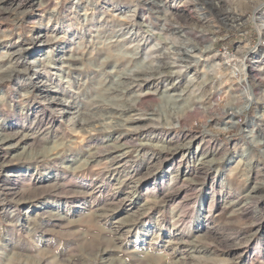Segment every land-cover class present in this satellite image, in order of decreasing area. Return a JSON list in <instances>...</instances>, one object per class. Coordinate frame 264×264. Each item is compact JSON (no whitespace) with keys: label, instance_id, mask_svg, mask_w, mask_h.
<instances>
[{"label":"rangeland","instance_id":"obj_1","mask_svg":"<svg viewBox=\"0 0 264 264\" xmlns=\"http://www.w3.org/2000/svg\"><path fill=\"white\" fill-rule=\"evenodd\" d=\"M249 45L264 0H0V264H264V85L215 69Z\"/></svg>","mask_w":264,"mask_h":264},{"label":"bare ground","instance_id":"obj_2","mask_svg":"<svg viewBox=\"0 0 264 264\" xmlns=\"http://www.w3.org/2000/svg\"><path fill=\"white\" fill-rule=\"evenodd\" d=\"M215 39V38H214ZM207 49H209V51H212V49H211V45L210 46H208V48ZM186 55H187V57H189V58H191V59H194V58H196V59H198V58H200L201 56L199 55H197V54H195V52L194 51H187V53H186ZM218 55V54H217ZM219 56V55H218ZM251 60H252V58H251ZM198 61H200V59L198 60ZM219 62H221V60H219ZM257 62H261L262 64H264V59H260L259 61H257ZM248 64H249V62H248ZM246 65V67H245V70H244V72H243V76H242V78L240 79V81H241V83L242 84H244V87H246V89L248 90V92H247V99H246V106H244V108H248L249 106H250V104L252 103V102H254L255 100H256V98L260 95V94H258L257 92H256V87H261V85H264V67H262L261 66V64H260V70H259V72L258 73H256V74H254V76H253V78H248L247 76H249V68H248V66L249 65ZM228 64H227V62H225V63H216L215 64V69H217V71L219 70V69H221V68H223V69H229V67L227 66ZM173 65L171 64V67H172ZM168 67V69L169 68H171L170 66H167ZM169 71V70H168ZM165 72V71H164ZM169 72H171L173 75L172 76H174V72L173 71H169ZM157 73V72H156ZM159 73V72H158ZM155 74V73H154ZM156 75V74H155ZM161 76H162V74H160ZM163 75H165V74H163ZM170 75V74H169ZM139 76H141V75H139ZM159 76V75H158ZM155 78H156V76H155ZM169 78V77H168ZM142 80H147V79H142ZM255 80V81H254ZM140 81V80H139ZM166 81V80H165ZM157 82V81H156ZM256 82V83H255ZM149 84H151V83H149ZM201 83H198V85H197V87H199V85H200ZM142 86V85H141ZM150 90H149V92L147 91V93H149L150 95L151 94H155V93H157L156 91H157V86H156V89H154V90H152L153 88H154V85H152V86H149L148 87ZM259 89V88H258ZM152 90V91H151ZM176 90H177V86L175 85V83H174V85L172 84V87L171 88H167V90H165V91H163L164 93V97L166 98V99H168V100H173V101H177V98H178V96H179V94H176L175 92H176ZM245 90V89H244ZM139 91H140V89H139ZM171 91H174L173 93L171 92ZM141 92L142 91H140L139 92V94H141ZM159 92V91H158ZM261 92V91H260ZM263 93H264V87H263V91H262ZM145 93V92H144ZM158 94V93H157ZM221 93L218 91L217 93H215L214 94V96L216 97L217 95H220ZM146 95V94H145ZM182 95V94H181ZM141 96V95H140ZM213 96V98H215ZM180 97V96H179ZM140 98V97H139ZM55 99V98H54ZM179 99V98H178ZM172 101V102H173ZM204 102L205 100H200V102ZM54 102L58 105V100H54ZM70 102V101H69ZM206 102V101H205ZM66 103L67 102H65V105H66ZM51 104V103H50ZM60 104V103H59ZM62 105V104H61ZM208 107H210V106H208ZM63 108H65V107H63ZM62 108V109H63ZM188 108V107H187ZM194 108H190L189 107V110L187 109V111H192ZM66 111V110H65ZM136 111V109H133L132 110V112H135ZM64 112V111H63ZM134 116L135 115H138V114H133ZM229 117L232 119V120H234L235 119V117L238 115L237 114V111H232V112H229ZM93 116V115H92ZM94 116H95V114H94ZM259 116H260V114H259ZM261 117V116H260ZM263 117V116H262ZM151 119H153V118H151ZM100 120V119H99ZM259 120V119H258ZM96 122H98V119L96 118V117H88V118H84V117H81V116H78V117H76L73 121H72V123L74 124V125H78V126H81V127H84V126H89V125H93V124H95ZM259 122V121H258ZM139 123H141V120L140 119H138V118H133L132 120H131V124L135 127H137L138 128V124ZM251 125H253V126H256V124L254 123V122H252L251 123ZM252 127V126H251ZM250 127V128H251ZM249 128V127H248ZM250 134L252 135L251 137H252V139L254 140H258V141H263L264 142V132L263 133H256V131L254 132V128H252L251 130H250ZM18 135H13V136H7L6 138H3V140H5V139H14V138H16ZM1 139V138H0ZM21 139V138H20ZM193 139V137L191 138V140ZM21 141V140H20ZM206 154H208V153H214V152H216L217 151V149H215V147L213 146V147H211L210 148V142H208V144H207V146L205 147V148H203L202 149ZM205 153H203V154H205ZM122 156H124V153H122L121 155H113V156H111V159L110 160H112V161H115V160H118V159H121V157ZM94 157H97L96 155L94 156ZM125 169V163H119L118 165H116L114 168H113V172H115V173H119V172H121L122 170H124ZM119 228H121V227H119ZM208 230H209V227L208 226H205V227H203V229H202V231L203 232H208ZM213 252V251H212ZM240 253V252H239ZM204 256L205 255H191L190 257V259H191V261L190 262H187L186 264H230V260L228 259V258H226V259H210V260H208V259H205L204 258ZM208 256V255H207ZM206 257V256H205ZM240 257V256H239ZM41 263H43V260H41V259H39L38 260V264H41Z\"/></svg>","mask_w":264,"mask_h":264},{"label":"built area","instance_id":"obj_3","mask_svg":"<svg viewBox=\"0 0 264 264\" xmlns=\"http://www.w3.org/2000/svg\"><path fill=\"white\" fill-rule=\"evenodd\" d=\"M264 48L262 45H257L256 47H249L244 46L241 49H236L234 51H228V50H219L218 55L221 57V62L225 63L227 62V66L229 67L230 75L235 80V83L238 84V90L244 91V86L241 83L240 79L243 76V72L245 70L246 65L251 60L252 57H254L259 50ZM251 63V62H249ZM246 71V70H245ZM231 77V78H232ZM235 77V78H234ZM242 89V90H241Z\"/></svg>","mask_w":264,"mask_h":264}]
</instances>
